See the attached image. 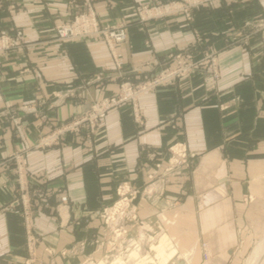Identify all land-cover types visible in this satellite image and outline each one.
<instances>
[{
	"label": "crops",
	"instance_id": "obj_1",
	"mask_svg": "<svg viewBox=\"0 0 264 264\" xmlns=\"http://www.w3.org/2000/svg\"><path fill=\"white\" fill-rule=\"evenodd\" d=\"M164 1L94 0L102 25H125L127 40L114 51L100 36L56 38L55 26L81 2L24 0L0 9L1 33L23 31L21 44L0 55V264H24L25 221L13 203L37 188L47 195L34 226L43 235L40 251L52 254L102 234L100 212L124 181L139 192L130 233L147 247L165 229L177 242L178 264H242L264 237V33L245 39L243 28L264 13V0H224L192 10L190 19L183 11L138 17V5ZM197 36L206 42L192 57L217 51L218 75L205 66L169 79L108 111L91 136L65 133L46 143L124 81L155 76ZM177 144L197 159L194 172L175 177L160 198L147 197L149 173L158 161L167 165ZM19 154L25 173L11 160Z\"/></svg>",
	"mask_w": 264,
	"mask_h": 264
},
{
	"label": "rangeland",
	"instance_id": "obj_2",
	"mask_svg": "<svg viewBox=\"0 0 264 264\" xmlns=\"http://www.w3.org/2000/svg\"><path fill=\"white\" fill-rule=\"evenodd\" d=\"M19 1H21L22 5L25 3L24 0H0V9L9 8L12 11L15 10L16 8L18 9L19 8L18 5L21 4L18 3ZM93 1L94 0H70V2L73 4H77L81 2V6H79L80 8L76 10V13L69 20L61 21L55 26L56 38L59 39L57 35L58 29L64 27H69L75 33H78V31L81 30L91 33L96 28H98L100 31H105V32L113 31L119 28H124L125 37L123 40L117 43L113 42L112 40H109L107 37H105L103 33L100 34L91 33L85 36H77L66 40L59 39L61 41H75L90 36H100L106 40L111 51H114L116 45L121 44L127 40L125 25L124 24H116L111 26L102 25L94 10ZM222 1L224 0H167L161 2L159 5H138L136 7V13L138 17L141 19V17L146 18V17L162 15L164 13L183 11V13L190 19L192 17L191 15L192 10L201 9L205 7L209 9H213L221 5ZM243 28L245 32L244 34L245 39H248L249 36L253 34H263L264 13L260 14L252 21L244 23ZM22 36H23V31L20 29L16 30L12 34L0 32V55L10 49H14L17 46H19L22 42ZM205 42H206L205 38L197 36L195 41L192 43L191 47H189L185 52L172 54L170 57L174 61L172 60L169 65L161 69V71H159L155 76L148 77L146 79L137 82L126 80L121 84L119 92L109 97L120 95L124 90L125 83L130 82L132 85L137 86L140 85L141 83L150 81L153 78L162 75L164 72L172 71L174 68L187 63L193 62L195 65L192 67L189 73L175 78L185 77L190 73H192L193 71L205 66H206L205 68L211 67L214 75L215 76L218 75L217 65L215 64L218 55L217 51L210 48L205 49V51H203V55L201 53L202 59L200 61L192 57L193 52H197V51L201 52V48L204 46ZM171 79H174V77ZM109 97H105L99 102L93 103L88 112H85L84 114H81L77 117L68 120L66 123L60 126L56 131L55 130L52 131V134L50 135V138L46 143H55V139L57 138L58 141V139L61 138L62 135L65 133L84 134L86 135V137L91 136L94 133V129L90 127L88 122H85L77 130L76 129L65 130L64 128L69 126L75 120L77 119L80 120L82 117L86 116L87 113L91 111L93 105L97 103L101 104ZM129 102H133V101H129ZM119 106L115 108H118ZM107 113L108 111L106 112V114ZM106 114L98 120L97 124L100 123V121L106 116ZM17 117L18 116L13 115V117L11 116L10 119L12 122H13V118L19 121L20 119H17ZM15 120L13 123L15 125L16 133L20 136V138L23 141L24 140L23 138L25 137V132L23 130L22 123H19L18 121ZM24 150L25 151L29 150V146H26ZM185 153L187 156L186 161L188 163H181L180 161L182 160L181 158L178 160V156H180L178 148H175L174 153H172V151L170 152V156L167 159V165L164 166L161 161L155 163L157 165L159 164L160 166L156 167L155 165L153 171L149 173L148 182L146 183L145 188L143 189V192L147 193L146 194L147 197H150L152 199L153 198L158 199L160 198L159 197L160 195L161 196L164 195L165 186L170 184L175 177H178L180 176V174L182 175L184 173H186L187 176L192 175L197 164V159H195L193 154H189L187 147ZM19 155L21 156L20 158L17 157L16 159V155H15L11 160L17 163V168L19 162L20 171L25 173L26 167L23 161V154H19ZM157 158L158 157L156 156L153 160L151 159L150 161L156 162L155 160H157ZM171 158L173 159L172 163L175 164L176 167V169L173 170H170L168 168L170 166L172 167V164H170L169 162ZM148 188L150 190L153 189L154 191L150 192V190L148 191ZM138 194H139L138 190L135 189L134 185L131 184L130 182L124 181L119 183L116 188L117 198L114 200L111 206L102 209V211L100 212V217L104 223L103 224L104 229L102 231V234H97L96 236L80 239L78 241L71 243L69 247L61 251V253L52 254V250H49L48 248H45L42 251H40V245L42 243L43 235L42 233L37 231L34 226V215L42 210L40 209L41 208L40 204L44 199H46L47 194L44 192V190L37 188L36 190L32 189V192L28 197L27 191H25L24 193L21 194V196L18 199H15L13 203L15 204V206L21 207V212L24 216V221H25L26 259L24 261V264H60V261L63 258H66L67 256H71L74 259V264H112L117 258H122L126 262V264H159L160 262L155 257L156 252L153 251L152 246L157 242L158 235L166 230L161 228L162 230L159 229V232L151 236L150 244L147 247L144 245L145 243L134 237L129 231V223L135 221L137 218L136 206L132 205V202L135 201V199L138 197ZM35 200L37 201L36 204L34 202ZM62 201L66 202L67 197L63 196ZM130 212H132V216L133 215L135 216V219H133L132 216L129 215ZM176 243L177 242H175V244ZM136 248H138V254L134 253L133 256H131V253ZM251 253L252 252L248 253V255L243 259L242 264H251ZM148 256H150L152 260L147 258ZM175 260L176 258L175 259L173 258L170 264H174V263L178 264Z\"/></svg>",
	"mask_w": 264,
	"mask_h": 264
},
{
	"label": "built area",
	"instance_id": "obj_3",
	"mask_svg": "<svg viewBox=\"0 0 264 264\" xmlns=\"http://www.w3.org/2000/svg\"><path fill=\"white\" fill-rule=\"evenodd\" d=\"M91 33H95V34H100L103 33L105 35V37H107L109 40H112L113 42L117 43L120 42L121 40L124 39L125 37V30L124 28H119L113 31H100L98 28H96L94 31H92ZM89 32H86L84 30L78 31V33H75L73 30H71L69 27H64V28H60L57 31V35L59 37V39L61 40H66V39H70L73 37H77V36H85L88 34H91ZM195 64L192 63H187V64H183L181 66H178L176 68H174L172 71H168V72H164L162 75L157 76L155 78H153L150 81H146L144 83H141L140 85H132L130 82L125 83L124 84V90L123 92L118 95V96H112L109 97L108 99H106L103 103H97L95 105L92 106L91 111L89 113H87L86 116L82 117L80 120L77 119L75 120L73 123H71L69 126L65 127V130H69V129H79L85 122H88L90 127L92 129L95 128V126L97 125V122L100 118H102L107 111H109L112 108H115L125 102H129V101H135L136 98L138 97V95L144 93L145 91L151 90L152 88L156 87L158 84L171 79V78H175V77H180L183 76L187 73L190 72V70L192 69V67ZM175 148H178V151L180 153V156H178V160L181 158L182 160L181 163H188L186 161L187 156H186V146L183 144H177L173 147L170 148V152L172 151V153L175 152ZM150 160L154 159L157 155L156 153H150ZM172 158L169 161L170 164H172V167H168L170 170L176 169L175 164L172 163ZM176 161V159H175ZM158 163V162H157ZM156 167H159L160 165L155 164ZM178 168V166H177ZM167 169V170H169ZM158 171V170H157ZM154 171V172H157ZM150 189L148 188V191ZM158 190V189H157ZM154 190L151 189L150 192H153ZM128 204V203H127ZM133 209V208H132ZM133 212V210H132ZM132 212L129 213V215L132 216ZM133 219H135V216H132Z\"/></svg>",
	"mask_w": 264,
	"mask_h": 264
},
{
	"label": "bare ground",
	"instance_id": "obj_4",
	"mask_svg": "<svg viewBox=\"0 0 264 264\" xmlns=\"http://www.w3.org/2000/svg\"><path fill=\"white\" fill-rule=\"evenodd\" d=\"M163 220L169 223V221L165 218H163ZM152 249L156 252L155 257L159 260V264H170L176 254L179 253H177V245L173 242L172 238L168 235L166 231L161 232L158 235L157 242L152 246ZM134 253L138 254V248L133 250L131 256H133ZM147 258L152 260L150 256H148ZM112 264H126V262L122 258H117ZM251 264H264V238L257 243L251 253Z\"/></svg>",
	"mask_w": 264,
	"mask_h": 264
}]
</instances>
